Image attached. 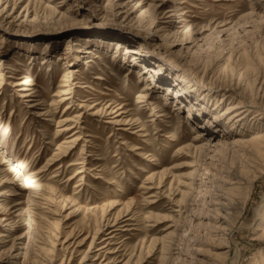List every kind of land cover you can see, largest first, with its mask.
I'll use <instances>...</instances> for the list:
<instances>
[{"label": "rangeland", "instance_id": "obj_1", "mask_svg": "<svg viewBox=\"0 0 264 264\" xmlns=\"http://www.w3.org/2000/svg\"><path fill=\"white\" fill-rule=\"evenodd\" d=\"M1 74L0 264L264 263V0H0ZM31 170L68 225L6 183Z\"/></svg>", "mask_w": 264, "mask_h": 264}, {"label": "bare ground", "instance_id": "obj_2", "mask_svg": "<svg viewBox=\"0 0 264 264\" xmlns=\"http://www.w3.org/2000/svg\"><path fill=\"white\" fill-rule=\"evenodd\" d=\"M72 73L76 74V73H78V70L77 69L69 70L68 71L69 77H72V75H71ZM0 80H2V74L0 75ZM66 82H67V85L64 86L65 88L69 87L71 81H69V82L66 81ZM73 85H75V84L72 83V86ZM3 86H4V83L0 82V91L2 90ZM18 86L19 87L21 86L20 91L23 92V94L20 97L26 98V99L30 98L29 101H32L34 92H33V89L31 87L34 86V83L31 81L30 77L23 78V79H21V81H19V83L13 84V87H18ZM67 95H70L69 90L65 91L61 94V96H63V97L67 96ZM68 99H70V98L66 97L64 100H68ZM32 103L33 104L30 107H37L40 105L39 103L36 102V100H33ZM239 104H241V103H239ZM80 107H82V106H80ZM237 109L241 110L242 107L238 106V104H237L236 106H234L232 108V110H235V111ZM99 111H100V109H99ZM99 111H97L93 115H97V113H99ZM124 114L127 115L126 112L119 107V109L115 112V114L111 118V119L115 120L112 123H114L115 125H118V124L122 123L123 121H125V119H123V118L120 119L121 117L124 116ZM109 115H112V113ZM77 118H80V116ZM129 123H131V122L129 121ZM125 125H128V124H125ZM70 129H72V128L61 129L60 131L65 132V131H68ZM260 129H262V126H257V128L254 130L253 134L251 135V138L246 140L245 142H242V143H247L249 145H252L258 154L264 155V130H260ZM77 134H78V131H75L73 136H70L69 139L59 143L57 145L58 146L57 147L58 153L56 155L60 156V154H61L60 152H63V150L70 148V144H72L76 140V139H73V140H71V139L73 137H75ZM4 163H8V162H6L2 159V161L0 162V165H2ZM72 165H75V164H72ZM77 165H82V164H77ZM41 173H42L41 171L36 172L34 170L33 171L32 170L27 171L25 174H22V172H20V171H15L14 178L9 180V181H6V183L11 182L13 184L15 182L20 181L25 185L26 184L29 185L27 188L24 185L22 190L27 192L26 196L28 197V202L30 203V205H32L33 208H35V210L40 212V214H35V216H34V217H36V220H35L36 222H34V223H36L38 227L41 228L42 224H44L46 221H48V219H51V218H54L55 222L58 223V224L53 223L54 225H59V226L68 225L69 224L68 221L75 214V212L72 211V209L74 206H77L78 202L75 199H73L72 195L66 193L65 191L54 189L52 187L53 185H49V184H43L42 185L40 183V180L38 179V177H40ZM81 173H82V171H78V174H81ZM30 181H31V183H29ZM20 182H18V183H20ZM38 194L41 196V198L37 197ZM8 195L12 196V197L17 196V194H15V193H8ZM47 195L50 197V199H52L51 206L55 209V211H52L49 208L47 210H45L46 208L42 207V205H43L42 201L47 198L46 197ZM120 203H121L120 201L114 202V204L111 208V211H112V209L113 210L116 209ZM14 204L15 205L12 207V210L17 209L19 216H23V212H21L18 209V207L23 206V203L19 202V203H14ZM70 204H73V205H71V209L69 211L62 212V211H58V209H57V208H59V210L60 209L62 210L64 208L69 207ZM127 207H128V205L125 206L126 209H127ZM105 209H106V205L103 204L101 206L98 205L89 211L88 210L83 211L84 216H88L90 213H92V215L94 216L93 220L96 222L97 227H99L98 232L100 230H104L105 228H107V229L108 228H114V227L116 228V225L119 223L118 218L117 219L114 218V220H112V219L108 220L107 217L105 216V214H106ZM116 210H118V212H119L120 209H116ZM94 211H101L100 212L101 216L97 215ZM122 212H123V209L120 211L119 216L122 214ZM29 213H34V212L29 211ZM104 219H106V224L104 226H102V221ZM25 221H27V220H25ZM28 223L24 224L23 226H27ZM30 225L31 224H29V226ZM112 231L114 232V230H112ZM259 231H263V234H264V227H263V229H261ZM54 235L57 236L56 234H54ZM67 239H69V238H67ZM67 239H65L66 242H67ZM79 245H81V244H79ZM238 259H239V255H237V258L232 263L237 264ZM261 264H264V263H261Z\"/></svg>", "mask_w": 264, "mask_h": 264}]
</instances>
